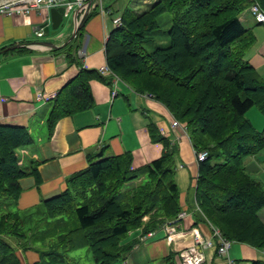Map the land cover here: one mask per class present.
I'll return each instance as SVG.
<instances>
[{
	"label": "trees",
	"instance_id": "16d2710c",
	"mask_svg": "<svg viewBox=\"0 0 264 264\" xmlns=\"http://www.w3.org/2000/svg\"><path fill=\"white\" fill-rule=\"evenodd\" d=\"M252 2L264 12V0H152L143 10L128 8L107 41L106 58L116 76L154 96L185 124L195 151L208 150L196 185L208 221L225 238L264 250V221L258 215L264 185L245 166L247 157L264 149V132L246 116L254 106L264 114V78L245 58L255 37L239 19ZM165 12L173 13L169 43L150 50L146 41ZM93 78L104 76L82 67L64 85L53 98L48 127L93 106ZM151 131L165 150L149 165L132 168L129 153L90 157L86 168L68 177L64 191L23 212L16 208L19 179L31 174L40 181V176L37 163L28 171L19 166L16 150L30 145L32 136L27 126L0 123V264H22L16 248L27 244L14 246L4 236L28 238V229L40 220L43 234L52 223L72 217L79 239L73 228L52 233L33 264H69L67 252L83 246L95 264H112L130 251L132 245L121 239L140 228L144 216L153 215L145 232L174 221L181 212L175 148Z\"/></svg>",
	"mask_w": 264,
	"mask_h": 264
},
{
	"label": "crops",
	"instance_id": "0c3cea01",
	"mask_svg": "<svg viewBox=\"0 0 264 264\" xmlns=\"http://www.w3.org/2000/svg\"><path fill=\"white\" fill-rule=\"evenodd\" d=\"M136 5L135 0H89L88 13L71 41L84 12L76 18L73 11L61 21L55 12L58 6L35 8L26 16L0 14V123L27 126L32 136L30 145L16 150L19 166L28 171L37 163L40 176V181L31 174L19 179L21 192L16 208L23 212L64 191L68 177L86 168L90 157L129 153L132 168L149 165L165 150L161 141L152 138L153 128L175 148L174 179L185 216L176 224L179 234L171 241L163 226L145 232L144 225L153 215L144 216L143 225L124 239L132 248L112 264H180L179 251L193 243L192 230L209 239L213 226L196 198L199 163L185 124L179 121L173 126L178 119L163 103L109 74L104 79L90 80L94 99L91 108L62 117L51 128L46 123L53 98L82 67L99 70L107 66L106 45L116 29L115 20ZM239 19L254 34L245 58L258 70L264 66V28L248 9L240 13ZM45 41L55 46L43 45ZM39 94L42 99L37 97ZM254 116L255 120L247 117L258 130L254 122L257 114ZM245 166L254 177L264 172V155L247 157ZM258 215L264 221V207ZM27 251L30 258L31 251ZM228 257L234 264L263 262L264 250L233 241ZM30 259L36 262L39 255ZM201 264L228 263L216 247H209L204 249Z\"/></svg>",
	"mask_w": 264,
	"mask_h": 264
},
{
	"label": "built area",
	"instance_id": "2783aa9c",
	"mask_svg": "<svg viewBox=\"0 0 264 264\" xmlns=\"http://www.w3.org/2000/svg\"><path fill=\"white\" fill-rule=\"evenodd\" d=\"M89 0H0V14L6 16L29 15L35 8L40 7H63L64 17L69 16L73 11L85 12L88 11ZM249 12L257 23L264 24V12L258 4H252L249 7ZM121 23V19L115 20L116 27ZM101 75H111L113 79H118L108 66H104L98 70ZM113 90V94H116ZM42 99V95H37ZM177 120L172 122L173 126H177ZM196 161L199 163L208 157V150L203 149L195 151ZM185 216V212H180L176 219L172 222H167L163 225L166 231V238L171 241L176 231V224ZM151 235V233H149ZM193 243L179 251L180 264H201L204 261V249L216 247L219 255L226 257L228 264H234V261L228 257V251L233 241L225 238L218 228L212 226V235L209 239H204L199 231L193 229Z\"/></svg>",
	"mask_w": 264,
	"mask_h": 264
},
{
	"label": "rangeland",
	"instance_id": "374dc122",
	"mask_svg": "<svg viewBox=\"0 0 264 264\" xmlns=\"http://www.w3.org/2000/svg\"><path fill=\"white\" fill-rule=\"evenodd\" d=\"M144 1L150 2L152 0H135V2L137 3V5L135 6L137 8H135V9H138V11L143 10L144 9L143 7L146 5V4H144ZM253 3L258 4L256 2H252L251 5ZM251 5H249L246 9L249 10V7ZM259 7H260V5H259ZM132 8L134 9V7H131V9ZM139 8H141V9H139ZM172 19H173V13H171V12H165L158 17V21L160 24L159 28L146 41V45L150 50H153L156 47L166 46L169 43L168 31L171 27ZM261 27L264 28V24H262ZM257 71L261 75V77L264 78V66L261 67L260 69H258ZM254 114H257V120L254 121L256 123L255 126H257L259 131L264 132V114L256 106L249 109V111L246 113V115L248 117H251L253 120H255ZM177 121L180 124L179 120H177ZM259 154L264 155V150L262 152H260ZM255 178L257 180H259L260 182H262L264 185V172H259L258 174L255 175ZM28 218H29V215L25 214V219H28ZM36 219H37L36 217L33 218L34 221H36ZM43 223H44L43 220L37 221L32 226L31 229H28V231H27L28 238L4 236V238H6L8 241H10L14 246H16V244L21 245L23 242H25V244H27V246H25V247H17L16 248L18 257L20 258V261L22 264H33L34 263L32 261V259H30V258L35 257L36 254L39 255L38 249H44L48 245H50L51 240L48 239L47 237L52 235V233L53 234L55 232L57 233L62 229L73 228V229H75V232L73 235L74 240H76V242H77L79 239V236H77V233H76V225H75V223L72 222V217L68 218L66 221H58L56 223H52L49 226L48 231L44 232L43 234H40L39 229H40V227H42L44 225ZM132 231H134V230H131L130 232H132ZM128 234L121 239V244H123V245L129 244V243L124 242V239L128 236ZM37 239H40V240L37 241ZM52 245L54 246L56 244L53 243ZM27 250L31 251L32 256L30 258L27 256V252H28ZM67 254H68V257L70 259L69 264H95L93 254H92L91 250L86 246L79 247V248H76L74 250L68 251Z\"/></svg>",
	"mask_w": 264,
	"mask_h": 264
},
{
	"label": "water",
	"instance_id": "95a60500",
	"mask_svg": "<svg viewBox=\"0 0 264 264\" xmlns=\"http://www.w3.org/2000/svg\"><path fill=\"white\" fill-rule=\"evenodd\" d=\"M55 12L59 15V21H61V19L63 18V14H64V9L63 7H58L55 9ZM78 11H76V18L78 16ZM88 11H85L82 18L80 19V21L76 24V28L74 29V32L72 33L71 37H70V41L74 38V36L76 35V32L78 31L79 27L81 26L82 22L84 21V18L86 17ZM43 45H48V46H52L54 47L55 45L52 42H41Z\"/></svg>",
	"mask_w": 264,
	"mask_h": 264
},
{
	"label": "bare ground",
	"instance_id": "6f19581e",
	"mask_svg": "<svg viewBox=\"0 0 264 264\" xmlns=\"http://www.w3.org/2000/svg\"><path fill=\"white\" fill-rule=\"evenodd\" d=\"M174 154V153H173ZM254 161V160H253ZM175 218V217H174ZM166 219V218H165ZM170 219V218H169ZM61 221V220H60ZM152 231V230H151ZM264 262V261H263ZM113 263V262H112ZM237 263V262H236ZM238 264V263H237Z\"/></svg>",
	"mask_w": 264,
	"mask_h": 264
}]
</instances>
